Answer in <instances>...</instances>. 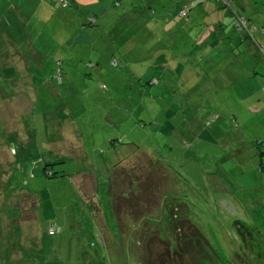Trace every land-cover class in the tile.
<instances>
[{"label": "rangeland", "instance_id": "rangeland-1", "mask_svg": "<svg viewBox=\"0 0 264 264\" xmlns=\"http://www.w3.org/2000/svg\"><path fill=\"white\" fill-rule=\"evenodd\" d=\"M14 1L0 264H157L184 241L178 262L264 264V0H230L252 37L233 31L231 53L209 39L225 56L202 76L170 54L206 33L212 0L184 18L192 0Z\"/></svg>", "mask_w": 264, "mask_h": 264}, {"label": "trees", "instance_id": "trees-1", "mask_svg": "<svg viewBox=\"0 0 264 264\" xmlns=\"http://www.w3.org/2000/svg\"><path fill=\"white\" fill-rule=\"evenodd\" d=\"M70 4V1L71 0H67ZM196 1L200 2L201 0H192L191 1H188V4L187 6L183 7V8H180L178 10V13L180 10H184V15L183 16H180L179 14V17L181 18H184L187 16V11L190 9V7H192L193 3H196ZM213 3H215V7L213 9H210L209 10V13H214L216 15V18L214 19H211V23H204L206 26H207V29L206 30V33L203 34L202 36H200L198 38V42L192 44L194 46H191V48L189 49H186V50H183L182 47L181 48H176V50H174L170 56L172 57H180V63H183V64H188V65H191L190 66V70H189V74L193 73L196 68H197V64L198 62L202 63L201 67L203 68L205 65H208V64H211L212 60L215 59V57H219L220 56V59H222L225 54L224 53H221L220 55L216 54L215 52V43L213 44V41L212 42H209V39L213 40L214 41L217 39L218 40V43L220 42L219 40L221 39H225L224 41V50H226L227 53H231L230 52V49H227V46H236L238 43H240V41H237L234 39L235 37V33H233V31H238V30H241V31H245L249 37H252L251 35V32L249 30V27L247 25V23L243 20V18L241 16H238L232 9H231V1L230 0H212ZM67 4V2H66ZM223 7L228 11H230V18L231 20H225L224 18H220L218 13L220 12L221 9H223ZM227 12H225V14L227 15ZM233 18H232V17ZM90 19V18H89ZM91 21H93V19L91 18ZM92 22H88L89 25H91ZM235 27L237 28L236 30ZM252 29H254L252 27ZM229 30V32H228ZM240 31V32H241ZM202 43V44H201ZM178 53H181V54H178ZM13 56H16V55H13ZM17 57V56H16ZM19 60V59H18ZM21 61V60H20ZM110 63L113 64V65H116V60L111 57L110 58ZM177 60H175L173 63H175ZM58 64H60L59 61H57ZM178 62V61H177ZM164 65V64H162ZM12 71V73L16 72L15 69H14V66H10V65H6L5 68H3V72L6 73V74H9V72ZM174 74H178L179 71L177 70H172ZM253 71H255V69H253L251 71V75L255 74ZM160 73V72H159ZM11 74V73H10ZM206 74L205 72H201V70L199 69V71L196 70V72H194V75H204ZM148 85H152V84H157V78L153 77L151 78L148 83ZM102 86V85H101ZM240 87V86H239ZM245 96V95H244ZM57 123V122H56ZM60 123V122H59ZM62 123V122H61ZM61 125V124H60ZM59 125V126H60ZM58 127H55L56 129V132H57V129L59 128ZM259 152V151H258ZM261 153V152H259ZM58 161H60L59 159H57ZM44 170V173L46 176H50V177H54L56 176V173L54 172H51V173H47L45 172V168H43ZM172 217H174V214L172 215ZM131 225V224H129ZM138 225V223H137ZM50 229V230H49ZM49 231L51 233H55L58 231L57 228L51 226L49 227ZM154 237H150L148 238L142 248L144 251H147L148 248H149V243L150 241L153 239ZM161 243V242H159ZM134 245H138L137 242L134 243ZM122 248H123V252L124 250L125 251H129V253H135L136 252V249L133 248V245L131 247H129L128 245H124L123 242L121 244ZM182 249L180 250V253H178L179 255H176V259L173 258L174 255H169V252H161L160 256H164V258L161 260V261H155L157 264L159 263H163V264H186L184 263L185 260L181 258L180 262H178L179 260V257L182 256V253L183 251L187 252V249H188V246H187V243L184 241L183 244H182ZM129 248V249H128ZM143 254V253H142ZM144 257L146 260L149 261L148 259V255L144 254ZM174 259V260H173Z\"/></svg>", "mask_w": 264, "mask_h": 264}, {"label": "crops", "instance_id": "crops-1", "mask_svg": "<svg viewBox=\"0 0 264 264\" xmlns=\"http://www.w3.org/2000/svg\"><path fill=\"white\" fill-rule=\"evenodd\" d=\"M74 3L75 0L70 1L71 5H74ZM17 4L18 3L14 0H0V40L3 39V37L7 40H10V32L14 33L13 30H16L17 23L14 22L13 17H10V12H12L14 16L16 15L15 11L13 10L16 8ZM20 12L25 11L21 10ZM8 31L10 32L8 33ZM7 65L12 66V64ZM9 73H12V71Z\"/></svg>", "mask_w": 264, "mask_h": 264}, {"label": "built area", "instance_id": "built-area-1", "mask_svg": "<svg viewBox=\"0 0 264 264\" xmlns=\"http://www.w3.org/2000/svg\"><path fill=\"white\" fill-rule=\"evenodd\" d=\"M58 1L61 2V4H64V0H58ZM184 12H185L184 10H180L178 14L180 16H183L184 15Z\"/></svg>", "mask_w": 264, "mask_h": 264}]
</instances>
